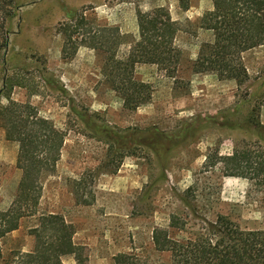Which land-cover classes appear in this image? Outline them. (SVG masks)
<instances>
[{
  "label": "rangeland",
  "instance_id": "374dc122",
  "mask_svg": "<svg viewBox=\"0 0 264 264\" xmlns=\"http://www.w3.org/2000/svg\"><path fill=\"white\" fill-rule=\"evenodd\" d=\"M157 6L178 22L180 58L173 70L135 64L134 77L151 88L150 99L136 108L124 106L111 88L106 49L86 45L83 37L71 56L62 55L59 27L67 11L136 37L137 10ZM211 6L212 0H189L185 10L177 0H0V104L28 102L64 132L54 171L41 176L37 210L58 213L73 225L81 264H171L169 252L154 247L152 231L189 235L201 224L191 206L209 220L223 214L243 228L264 230V171L252 178L225 174L218 160L234 148L264 158V43L242 53L248 78L241 84L194 71L200 44L210 36L197 22ZM129 44H119L116 56L125 57ZM257 102L262 129L246 120ZM88 120L124 136L106 141ZM17 153L18 143L0 127V209L9 206L22 174ZM81 175L86 191H93L91 204L73 198L72 180ZM175 211L187 219L186 232L169 227ZM35 224V216H24L0 238V261L24 264L20 252L33 249L29 228ZM118 253L125 258L115 263ZM61 260L76 264L75 253L65 250Z\"/></svg>",
  "mask_w": 264,
  "mask_h": 264
},
{
  "label": "trees",
  "instance_id": "16d2710c",
  "mask_svg": "<svg viewBox=\"0 0 264 264\" xmlns=\"http://www.w3.org/2000/svg\"><path fill=\"white\" fill-rule=\"evenodd\" d=\"M177 1L181 9L188 8L189 0ZM66 15L68 20L59 27L64 38L62 55L71 56L83 37L89 41L84 42L86 45L106 49L108 81L128 108H136L151 96L150 85L133 75L136 63H155L163 69L173 70L180 58L181 50L174 44L178 22L164 6L150 11L137 10L136 37L122 32L116 25L99 24L76 10H69ZM197 27L208 31L210 36L200 44L192 63L193 70L212 72L219 79H233L237 84L245 82L248 73L242 53L264 43V0H212L211 8L199 17ZM122 42L130 43L123 58L116 56V49ZM8 94L9 90L5 95ZM259 104H254L246 120L254 128L262 129L257 117ZM87 125L94 135L106 141L115 143L117 137L124 136L117 135L118 131L105 124L88 120ZM0 127L6 139L18 143L16 166L22 170L12 201L6 209H0V238L18 228L22 217L32 215L36 224L29 228V233L36 243L33 249L20 252L22 262L63 264L61 254L72 250L76 264H81L76 254L78 247L72 240L73 225L58 213L37 210L41 176L54 171L64 132L51 121L39 117L28 102L12 99L0 104ZM252 155L246 148H234L232 153L220 155L218 160L223 163L225 174L252 178L264 171V158L255 160ZM214 157L208 154L206 158L210 162ZM84 181V175L72 180L73 198L77 203L91 204L94 194L91 188L86 191ZM188 191L189 188L185 190ZM190 208L201 219V224L190 230L189 235L175 238L167 229L159 227L152 231L154 247L168 251L171 264H264V230L243 228L223 214L209 220L197 214L192 206ZM187 223L177 211L169 216V227L174 230L186 232ZM121 257L125 258V254H116L114 262L118 263ZM0 264L7 263L0 261Z\"/></svg>",
  "mask_w": 264,
  "mask_h": 264
},
{
  "label": "crops",
  "instance_id": "0c3cea01",
  "mask_svg": "<svg viewBox=\"0 0 264 264\" xmlns=\"http://www.w3.org/2000/svg\"><path fill=\"white\" fill-rule=\"evenodd\" d=\"M183 10H185V9H183Z\"/></svg>",
  "mask_w": 264,
  "mask_h": 264
}]
</instances>
